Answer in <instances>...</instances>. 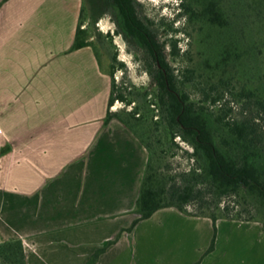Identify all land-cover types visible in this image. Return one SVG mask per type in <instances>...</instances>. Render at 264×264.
<instances>
[{"label": "crops", "instance_id": "0c3cea01", "mask_svg": "<svg viewBox=\"0 0 264 264\" xmlns=\"http://www.w3.org/2000/svg\"><path fill=\"white\" fill-rule=\"evenodd\" d=\"M80 17L79 0H0V242L22 239L28 264H88L137 217L149 153L107 121L111 77L92 47L72 50ZM213 234L210 218L163 208L96 264H196Z\"/></svg>", "mask_w": 264, "mask_h": 264}, {"label": "trees", "instance_id": "16d2710c", "mask_svg": "<svg viewBox=\"0 0 264 264\" xmlns=\"http://www.w3.org/2000/svg\"><path fill=\"white\" fill-rule=\"evenodd\" d=\"M112 1L119 27L126 38H132L148 51L154 70L150 71L152 76L150 88H137L130 93L120 91L117 94L114 74L118 65L117 56H114L115 63L112 64L109 72L111 94L107 121L118 118L131 129L147 148L149 159L135 211L137 217L130 227L119 233L116 239L98 249L88 264H96L101 254L116 243L124 231H132L139 222L151 218L158 210L168 207H175L188 215L208 217L213 221L214 234L204 257L215 250L218 220L257 221L258 215L264 214V168L259 164L264 133L257 126L259 119H227L230 110L223 107L218 113H214L211 107L223 98V94L215 87L211 92H206L201 100L192 99L190 94L181 88L180 83L185 84L186 81L178 79L164 52V46L150 26L139 16L136 0ZM197 1L203 6L202 14L209 24L219 28L230 26V21L221 6V0ZM263 1L261 0L262 3ZM182 6L191 12V18L196 15L192 6L188 7L184 2ZM224 46L222 55H219L221 59L216 62V68L222 66L226 68L232 60L229 45L226 43ZM85 47H92L99 60L95 42L91 40L89 30L83 28L80 17L72 50ZM171 47V55H178L180 50L177 41H172ZM187 73L190 71L185 73L184 78L190 80ZM116 100L127 105L134 103V106L131 111L121 113L111 111ZM257 104L259 111L263 113L264 100L258 99ZM149 123L148 131L145 130V133L149 134L148 138L153 135L152 129L161 130L165 127L164 138L167 142L176 145V136L180 135L193 145L197 166L184 175L187 176L186 180L183 179L181 183L156 166V163L162 160L161 153L155 149L150 139H146L138 130V126L146 128ZM165 147L166 149L161 150L162 154L163 151H167V146ZM1 152L0 147V156ZM169 178H173L174 182L172 183ZM226 197L241 202L248 201L250 197L258 203L259 211L256 216L251 214L245 218L243 211H234L229 204L221 205V200ZM194 201L199 202L197 212L189 210L190 204ZM260 221L264 226V220ZM0 249L3 250L7 263L28 264L22 239L8 240L0 245ZM203 257L196 264H201Z\"/></svg>", "mask_w": 264, "mask_h": 264}, {"label": "rangeland", "instance_id": "374dc122", "mask_svg": "<svg viewBox=\"0 0 264 264\" xmlns=\"http://www.w3.org/2000/svg\"><path fill=\"white\" fill-rule=\"evenodd\" d=\"M79 1L83 28L89 30L101 67L108 74L115 63L114 56H117L118 68L114 74L117 94L120 91L130 93L137 88H150V71L154 70L152 58L135 40L126 38L119 27L113 1ZM182 2L188 7L192 6L196 12L194 17L191 18V12L182 6ZM136 4L139 16L164 46V52L178 79L186 81L185 84L180 83L181 88L194 100H201L213 87L218 88L223 98L215 106L211 105L214 113L223 107L230 110L227 119L258 118L257 126L264 133V112L259 111L257 104L258 99L264 100V1L221 0V6L230 21L227 28L209 24L202 14L203 6L197 0H136ZM172 41H177L180 50L176 56L171 55ZM226 43L230 47L232 60L226 68L222 63V67L216 68ZM187 71H190L187 73L190 80L184 78ZM133 106L134 103L127 105L116 100L111 111H131ZM149 126L150 123L146 128L138 126V130L161 153L162 160L156 166L179 182L186 180L187 176L184 175L197 166L193 145L180 135L176 136V145L167 142L164 138L165 127L161 130L152 127L153 135L148 138L149 134L145 130L148 131ZM165 146L167 151L162 154L161 150L166 149ZM261 150L259 164L264 168V144ZM7 151L4 148L1 153ZM169 180L174 182L173 178ZM221 201L222 206L229 204L234 211H243L245 218L251 214L256 216L259 211L258 203L250 197L248 201L242 202L230 197ZM198 203L192 202L189 210L197 212ZM257 219L251 223L230 219L235 221H231L233 226L223 227V242L215 255V264H264V226L260 221L264 220V214H259ZM242 225L251 226V240L247 237L249 230L246 226L242 228ZM208 238L205 226L204 244ZM244 238H248L246 245ZM205 256H202L203 259ZM5 258L0 249V264H10Z\"/></svg>", "mask_w": 264, "mask_h": 264}]
</instances>
